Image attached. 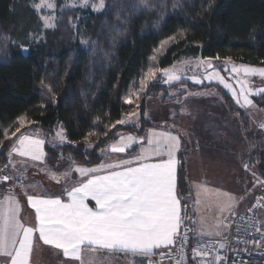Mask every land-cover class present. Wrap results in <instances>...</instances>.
<instances>
[{
	"label": "trees",
	"instance_id": "1",
	"mask_svg": "<svg viewBox=\"0 0 264 264\" xmlns=\"http://www.w3.org/2000/svg\"><path fill=\"white\" fill-rule=\"evenodd\" d=\"M35 1L0 0V167L15 140H5L4 129L15 131L20 116L33 122L22 133L38 129L51 138L58 127L65 130L68 143L46 146L49 161L62 153L87 167L99 164V151L118 133L141 135L151 126L144 117L146 97L180 102L168 99L170 87L157 79L141 92L139 127H110L131 113L124 100L133 84L140 89L150 65L164 69L182 58H230L264 66V0H104L100 12L65 8L64 0H56L52 29L43 28ZM169 37L176 39L161 48ZM224 99L249 130L248 118ZM178 192L183 199L188 194L182 168Z\"/></svg>",
	"mask_w": 264,
	"mask_h": 264
},
{
	"label": "snow or ice",
	"instance_id": "2",
	"mask_svg": "<svg viewBox=\"0 0 264 264\" xmlns=\"http://www.w3.org/2000/svg\"><path fill=\"white\" fill-rule=\"evenodd\" d=\"M75 2L76 0H72V6H75ZM90 2L91 0H80L83 7H87ZM33 6L37 12L42 8L56 7L53 0H39V3ZM105 7L104 0H100L98 5L92 3L94 11H101ZM41 19L45 27L55 26L54 16ZM2 39L7 40L8 37L4 36ZM175 39L169 37L162 41L161 48ZM81 43L87 44L88 41L82 40ZM150 59L154 61L155 55ZM215 59L220 58L217 56ZM227 60L230 63V58ZM229 63L224 65L225 71L229 70ZM198 67L203 68L206 74L202 79L195 75L189 79L196 84L202 83V80L218 82L231 93L232 99L240 108L247 110L255 106L251 96H264V88L253 89L249 80L251 77L264 79V66L231 64V73L239 88L238 92L236 87L227 82L216 70L211 58H200ZM157 73L161 74L160 77ZM161 78L163 83L171 85L180 81L181 75L175 66L171 69H161L150 65L140 80V89L137 90L133 84L132 91L124 102L133 103L132 96L139 99L149 82ZM138 118V111L131 112L110 127L115 128L117 124H132L133 127H139ZM16 122L19 127H16L15 131L9 133L8 129H4L5 140L15 137L7 153L8 162L4 167L11 165L16 175H0V183L12 182V186L5 189L4 195L0 198V264H31L37 233L39 241L44 245L62 251L69 264L71 261H78L79 264H103L96 259L99 253L141 258L132 264H145V259L147 264H162L165 259L171 264H189L187 253L189 244L193 264H221L225 259L219 252L227 247V237L223 236V233L232 227L228 217L218 216L210 227L204 225L203 219L199 228L189 226L196 221L188 216L187 205L182 207L178 192L177 153L181 148V138L178 135L171 131L156 129H149L146 137L118 133L119 140L101 149L102 155L110 160L109 153H126L136 144L140 145L139 152L128 159L102 161L93 167L78 164L72 157H68L71 161L70 167L58 173L52 168L44 167L47 163L43 148L44 140L21 132L22 128L33 122L25 116L17 117ZM260 126L264 127V124ZM56 140L61 145L68 143L63 127L56 131ZM3 143L4 141L0 140V145ZM86 148H92V144H87ZM14 156L26 158L19 161L20 168H17ZM27 161L33 162L32 166L47 175L50 180L64 184L63 192L49 194L36 182L25 183L27 168L23 166ZM244 167L247 170V164ZM73 173L78 174L79 179L73 181L71 179ZM253 176L255 177L253 187L259 185L264 189V179L255 173ZM17 185L21 194L26 197L27 205L34 210V226L22 221L23 206L14 190ZM207 192V188L197 185V204L200 203L201 193ZM65 195L66 200L63 198ZM225 196L227 202L220 207V212L228 211L231 217H236L235 197L230 194ZM261 200H264V197L257 198L252 208L248 209L250 214L253 213V209L264 208ZM86 201H94L95 206L90 207ZM254 219V214L250 215L249 225L244 228L236 225L235 238L238 244L243 242L259 245L264 242V232L257 226L262 222L256 221L252 224L251 221ZM249 227H254L257 233H261L260 240L242 241L239 233L247 232ZM216 237H222V240H217ZM85 250L90 253L88 260L84 259ZM157 250H160L159 258L153 261L151 257L157 255Z\"/></svg>",
	"mask_w": 264,
	"mask_h": 264
},
{
	"label": "rangeland",
	"instance_id": "3",
	"mask_svg": "<svg viewBox=\"0 0 264 264\" xmlns=\"http://www.w3.org/2000/svg\"><path fill=\"white\" fill-rule=\"evenodd\" d=\"M53 2L56 5V0H53ZM35 3H39V0H36ZM92 3H96L98 5L100 3V0H91V2L88 4L87 7L81 6L80 0H76L75 6H72V0H64V7L65 8H84V9L87 8V9H91L92 11H94L92 8ZM104 3H105V1H104ZM94 12H100V11H94ZM38 13L40 14V19H41V17L54 16L55 17L54 24H55V22H56V7L54 9L42 8ZM41 22H42L44 29H52L53 28V27L52 28L45 27L43 19H41ZM199 59L200 58H182L179 61H177L176 63H174L172 66L168 67L169 69H171L173 66H175L178 73L181 75L180 81L174 82L171 85L164 83L165 86L170 87V88H167L168 89V96H167L168 99L176 98V99L180 100V102H182V100H183V102H185L182 106H180V108H184L183 110L188 113L189 123H191L192 118H193L192 113H193V110L195 107L205 108V107H208L209 103H210L211 107H213V109L215 111L216 109L220 108V105L223 106V103L225 105V99L224 98H225V96H228L231 99V103L234 106H236L237 109L241 110V112L244 114V116H246L248 118L249 130H247L246 126H244L243 127V133H244V136H245L247 142L249 143L250 152H249V160L247 162L248 163L247 164V166H248V168H247L248 177H247V175L245 176L244 173H242L241 175L239 174V176H240L239 177L237 175L236 171H232V168L229 170V173H231L233 176L230 175L228 172H226V175H224L222 173H224L225 170L222 171L221 167H218L220 165H218L216 168L213 167L212 169H210L208 171L209 177L212 178L213 181L214 180L218 181V179L223 180L226 178V179H228V180H226V182L228 183L229 186H228L227 191L214 194L217 196V201H215L212 204V207L211 206H209V207L203 206L202 207L199 204L197 205L196 210L194 209L195 210V218H194L195 220L194 221H196V223L193 224V226H192L195 228L200 227L201 219H203L204 225L206 227L212 226L215 223L216 218L218 216L220 218L228 217V219H229L231 217V215L228 211H224L223 213L220 212V207L227 202V198H226L225 194H230L233 197H235L236 203L234 206V210L237 211V208L239 207L241 201L243 200V199L241 200L240 197L245 198L250 193L249 190H252L251 187L253 186V184L255 182V177L253 176V173H255L256 176H259V177L264 176V127L260 126L261 124H264V107L258 106L256 103V102L260 101L264 104V97L263 96H251L250 98L253 100V103L255 106L249 107L247 110H245L243 108H240L235 103V101L232 99L231 93L227 89H225L222 85H220L218 82L213 81L210 83L206 80H202V83H200V84L194 83L192 79H189V77H192L193 75H195L197 78L202 79L203 75L206 74L204 72L203 68L198 67V60ZM211 62L215 66L216 70H218L220 72V75L222 77H224L227 82L233 84V86L236 87V90L238 92L239 88L236 85V80L233 77V74L231 73V64H236V65H240V64L234 63L232 61H230V63H229L228 60H225L222 62L211 60ZM226 63H229V70L228 71L224 70V65ZM244 65H250V64H244ZM251 66H254V65H251ZM255 67H261V66H255ZM249 80H250V85L253 89L264 88V79H261L259 77H251V78H249ZM189 86L200 87V89L198 91H194V90L190 89ZM201 87H203V88H201ZM130 92L127 94V96H129ZM206 93L210 94L211 97L208 99H207V97L198 98L199 96L203 97L204 94H206ZM160 96H161V93H160ZM140 99H141V95H140L139 99H137L135 96H132L133 103L127 104L128 107L130 108L131 112H135V111L139 112V108L137 109V104L138 105L140 104ZM145 100H146V102H145L146 106H145V111H144V114H146L144 116L145 120H147L150 124L157 123V124H161V125L164 124V125L169 126L171 120L175 118L174 113L176 112V110H173V109L170 110V106H167V105L163 106V104H165V103L161 104L160 103L161 101L159 100L158 97H151L150 96V97H146ZM174 103H178V102L174 101ZM127 116L128 115L124 116L123 118H126ZM171 117H172V119L170 120ZM138 122L140 124V116L138 118ZM124 126H132V124H125ZM59 128L60 127H58L57 130ZM23 133H26V134L32 135V136H36V137L44 140L45 143L43 145V148H44V152L46 154V161H47V163H46V165H44V167L52 168L54 171H56L58 173H62L70 167L71 161L68 159V157H65L64 154H62V153H58L57 157L53 160V162L49 161V159H48V155L46 153V146H48L50 148H55V147L61 146V144H59V142L56 140V132L51 138H48L45 133L41 132L38 129H29ZM120 134L131 135V134H125V133H120ZM251 134H253V138H255V140H254L255 143L252 142L253 139H251ZM118 140H119V135L112 142H110L109 145L112 143H115ZM53 145H55V147ZM107 146L108 145H106L102 149H105ZM252 151H255V153H254L255 155L252 154L253 153ZM99 154L102 156V160L108 159L107 156L101 154V150L99 151ZM112 155H114V154H111V153L108 154V156H110V158L112 157ZM13 159L17 161V165H16L17 168L21 167V165L19 164V161L21 159L26 160V158H20L17 156H14ZM233 162H236V161H233ZM245 162L246 161H244V164H245ZM32 163L33 162H31V161H27V163H25L23 166V167L27 168V174H26L27 179H26L25 183L36 182L40 185V187L43 191L55 190L58 192H62V190L64 189V184H58L55 181L50 180L47 175H45L43 172H39L36 167L32 166ZM37 163H39V162H37ZM0 169L3 170V171H0V175H13V176L16 175V173L13 171L11 165H8L7 168L0 167ZM75 177H76V173H73L71 179L73 180V179H75ZM228 181L229 182L231 181V185L229 184ZM1 184H4V183H0V186H1ZM259 189H261V187ZM188 195H190L189 192H188L187 196L184 198V202H185L184 204L188 203V205H189V201H188L189 199H187ZM195 203L196 202L193 200L194 205H195ZM190 205H191V203H190ZM225 234L227 235V231H225L223 233V236H226ZM216 238L219 239L221 237H216ZM140 259L141 258H132V257L131 258H128V257H120V258L103 257V258H98L97 260L103 262V264H132L133 261H138ZM151 260H153V257H151ZM145 264H147V259H145Z\"/></svg>",
	"mask_w": 264,
	"mask_h": 264
},
{
	"label": "crops",
	"instance_id": "4",
	"mask_svg": "<svg viewBox=\"0 0 264 264\" xmlns=\"http://www.w3.org/2000/svg\"><path fill=\"white\" fill-rule=\"evenodd\" d=\"M206 94H204L203 97L199 96L198 98L207 97L208 99L211 97L210 94ZM160 103L163 104V102ZM184 103L185 102H183L182 100V102L178 103L168 102L163 104V106H170V110H176V112L174 113L175 118H170V120H172L171 122L169 121V126L155 123L151 124V126L147 128L141 135H131L136 137H146L147 131L149 129H156L171 131L173 134H176L181 138V148L177 153V158L179 161L177 168V185L180 169L182 168L186 179L187 189L190 194L187 198L189 199V205L188 203H186L187 213L191 220H195V210L198 204L195 203L194 205L193 200L196 202L197 199V185L208 189L207 194L201 193L199 205H201L202 207H212V204L217 201V196L214 194L227 191L229 185L226 182V180H228L226 178L223 180L218 179V181H213L212 178L209 177L208 171L213 167L216 168L218 165H220L218 167H221L222 171L225 170L224 173H222L224 175H226V172L229 173V170L232 168V171H236L238 176L239 174L241 175L242 173H244V175H247L248 177V173L244 165L248 164L247 162L249 160L250 146L243 133V124L240 114L230 112L224 105V103L223 106L220 105V108L216 109L215 111L213 107H211L210 103L209 106L205 108L195 107L192 113L193 118L191 123H189L188 113L183 110L184 108H180V106H182ZM139 147L140 145L136 144L126 153H115L114 155H112L110 160L103 159L102 161L112 162L121 158H131L139 152ZM252 152V154L255 153V151ZM244 161H246L245 164ZM229 174L232 175L231 173ZM260 178L264 179V176ZM77 179H79L78 174H76V177L75 179H73V181ZM3 183L4 184H1L0 186V198H2V196L4 195L5 189L12 186V182L10 181ZM229 184L231 185V181L229 182ZM251 188L252 190L241 201L239 207L237 208V211L240 210V208L245 204L249 197H251L256 191L259 190L260 186L256 185L255 187L252 186ZM14 190L20 200V203L23 206L21 213L22 221L25 224L34 226V210L27 205L26 197L21 194L18 185ZM29 191H31V189H29ZM45 192L49 194L61 193L55 190ZM63 198L66 200V195ZM86 202L89 203L90 207L95 206L94 201ZM184 203V199L181 198L182 207L183 205H185ZM189 225L190 227L193 226V224ZM159 251L160 250H157V254H159ZM89 256L90 253L85 250L84 259L88 260ZM103 257L131 258L132 256H125L124 254L109 256L107 253H99L96 256V259ZM31 264H69V261L68 258H65L63 256L62 251L54 249L49 245H44L42 241H39L37 233L35 234V247L31 256ZM71 264H79V262L71 261Z\"/></svg>",
	"mask_w": 264,
	"mask_h": 264
},
{
	"label": "built area",
	"instance_id": "5",
	"mask_svg": "<svg viewBox=\"0 0 264 264\" xmlns=\"http://www.w3.org/2000/svg\"><path fill=\"white\" fill-rule=\"evenodd\" d=\"M264 197V189H259L256 191L243 205V207L237 211L236 217H230L229 220L232 223L231 229L227 231V247L223 250H220L219 254L225 259L221 261V264H264V242H261L259 245L250 244V243H237L236 241V225H240L241 228L249 225V216H255V219L251 221L252 224H255L256 221H261L258 227L261 228V232H264V208L253 209V213L250 214L248 209L252 208L253 204L256 203L257 198ZM261 204H264V200H261ZM243 217V218H241ZM191 237V234H190ZM239 237L242 241L248 240H260L261 233H257L254 227H249L247 232L241 231ZM217 240H222L219 238ZM235 249V251H233ZM189 264H193L191 261V244L187 249ZM159 258V255L153 256V261H156ZM162 264H171L170 261L165 259Z\"/></svg>",
	"mask_w": 264,
	"mask_h": 264
}]
</instances>
